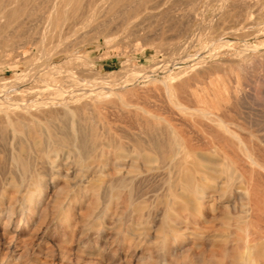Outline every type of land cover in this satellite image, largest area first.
Listing matches in <instances>:
<instances>
[{"label": "rangeland", "instance_id": "374dc122", "mask_svg": "<svg viewBox=\"0 0 264 264\" xmlns=\"http://www.w3.org/2000/svg\"><path fill=\"white\" fill-rule=\"evenodd\" d=\"M23 1L24 0H6L5 2L2 0L0 2V7L5 6V3H14L10 5H14V7L18 8L17 10L15 8L18 13V15L17 13L14 14V16L17 15L16 17L12 16L10 22L8 21V23L0 25V79L15 75L18 79L21 78V69L29 70V68L32 69L33 66V68L36 69L39 64V53L37 49H40L43 45L51 46L55 44L56 39L51 41L52 43L49 40L50 31L55 32V35L61 33L62 40H65V45L69 46V52H71L70 55H67L66 52L61 54V63L63 65L66 67L71 66L70 69L73 68V71H77L78 69L76 68L81 67L77 72H84V68H86L87 72H84L86 73L84 74V78L90 86L93 85V82L96 83V80L104 79L108 85L119 88L113 91V93L103 97L102 100L95 101V103L93 102L95 105L91 103L90 105H83L82 107L84 113L87 114L88 112L90 115L93 113L91 117L90 115L87 116L84 114L87 118L89 117L88 119H90L93 124L99 122L98 124L100 127L102 126L101 123L103 124V122H105L104 120L111 119L114 123L109 121L113 124L111 125L109 123V125L117 129L116 127L119 125L116 122L120 121V119L118 120L117 118V114L120 118L121 112H123L122 110L126 108L140 111L142 109L141 106H143L146 110L161 111L164 109V111H166L172 107L166 95L167 88L165 84L161 82V80L163 81L165 78L162 69L164 66H167L168 61L176 58L178 59L180 53L176 47L182 46V49L180 48L181 51L185 50L184 52L186 54H184L189 55V59L190 56L194 58L196 55L200 58L193 63V66H196L193 70L172 77L169 83H171L170 86L172 89L173 86L174 88L176 87L173 91L181 95L183 91L189 92V90H194L199 93L200 98H204V102H199L201 105H208L210 107H213V105L217 107L221 106L220 108L222 109L225 105L230 106L233 109V114L237 116L235 122L245 128V130H242L244 128H239L240 131L242 130L243 132H239L238 129L240 135L244 140L247 139L248 142L251 143H247V145L248 147L250 146L249 148L255 152L256 155L259 157L263 155L261 157H264V145H259L264 144V0H231L233 4L230 6V9L224 6L225 0H102V3L99 2L101 0H77V3L79 1L80 3L82 2L81 5L79 3L81 6L80 8H82L83 3V7L87 8V11L82 8L83 11L81 9L80 12V8L78 9L79 6L77 8L73 6L76 4V0H74V4L72 1L70 5L73 4L71 8H74L76 11L68 8V13H63L62 9L56 12L49 11L48 8L50 7L47 5L51 4L52 0H26L27 3ZM89 1H91L92 4L90 2L89 5H87ZM103 1L107 3V5H104L105 3H103ZM93 2H97L103 6L95 3L93 4ZM20 3H23L25 8L23 4H21L20 7ZM95 5L98 6L96 7ZM192 5L195 6V9L190 11V9L193 8ZM75 6H77V4ZM235 7L236 11H234ZM241 8L242 10H240ZM243 8L246 10H243ZM45 9L46 11L48 10V12H46ZM222 9H227L226 11L231 12H227V15H223L222 13L224 11ZM252 11L256 12L254 13ZM191 12L194 14L193 22L191 27L185 32L183 27H185L188 20L187 16L189 17ZM235 12L237 15L234 16V14H236ZM231 13L233 15H231ZM228 14H230V18ZM240 14L244 16L240 17ZM226 16L228 17L227 19ZM239 18H241L240 20L242 21L238 20ZM44 19L50 21L45 27L43 25ZM236 20L239 23L235 22ZM199 22H202L204 26L209 22L221 23L216 27H206V29L198 30L196 24ZM3 26L5 28H3ZM2 28L4 30L3 32L1 30ZM44 29L48 32L46 39L42 38V30ZM253 29L255 32H253ZM174 33H176V35ZM218 36L231 37L232 40L229 42H222L223 44L221 45V42L217 41L219 39ZM182 42L187 48L183 46ZM226 43L229 47L224 45ZM222 46H225L226 49ZM33 49L36 52L22 62H17L14 58L19 52L25 51L31 54V50ZM194 54L195 56H193ZM175 55L177 57H175ZM134 74H137V78L132 83L127 84V81L130 80V77ZM154 74L157 76V80H151L150 75L152 76ZM197 75L198 77H196ZM185 77H189L190 79H188L190 81L182 79H185ZM57 80L58 79L51 78L52 83H55ZM179 81L184 83L181 84ZM180 84L183 87H181ZM188 85L190 86L186 87ZM191 85L193 87L195 86L194 89H192L193 87ZM31 86L34 85L31 84ZM1 87L6 86L2 85ZM9 87L17 89L21 86L12 84V86H7L6 88ZM36 88L39 90L38 86H36ZM195 88H197V90ZM201 90H203V94ZM19 92L23 98H26L23 89ZM220 93L222 96L218 95ZM49 94V91H45L42 96H47ZM208 97L213 98L209 99ZM165 99L170 104L165 102ZM236 101H238L237 103H241L236 105ZM195 103L196 101H194L193 104L190 102L191 105H198V103ZM233 103H235V105H233ZM130 104L134 105L130 106ZM168 105L169 108H167ZM161 106L164 108H161ZM120 107L124 108L121 109ZM86 110L88 111L86 112ZM116 110L119 111V113L116 112ZM238 111L243 112L241 114L244 116L239 115L240 113ZM239 116H241V118ZM92 117H95V119ZM102 118L104 120H102ZM98 119L102 120L101 123ZM248 120L249 122H247ZM104 124L108 123L105 122ZM55 125L57 131H59L61 126L60 123L57 124L55 121ZM256 131L258 133H256ZM254 136L258 138L255 139ZM245 142L247 141L245 140ZM231 143L232 142H228V147L234 145L235 149H228L230 152L226 149L228 153H224L223 150L219 151V147L218 151L221 155L223 153L222 156L219 155V158H223V161H226V158L229 157L228 161L232 163L231 161L234 162L236 159L233 156H237L235 160L237 163H234L237 165H233L237 168H240L238 165L244 166L246 169L248 168L247 170L250 169L249 173L252 174L251 171L254 168L246 164L236 144L233 143L232 146H229ZM206 148L207 150L209 149V152L216 153L210 150V146ZM232 149H234V152ZM255 150H258V153ZM236 152L237 154L239 152V155H235L234 153ZM225 154L229 155L227 156ZM76 160L77 157L75 155L69 156L67 160L68 166L62 167L60 173L57 174L45 173L40 177L39 185L37 182L34 183L31 180V173H0V184L3 182V185H0V210H3V213L0 215V264H240V257L244 252V247L243 242L235 238L238 233L241 234L239 232V225L237 228L238 230L236 226L239 223L240 225L241 223L242 225L245 224V217H242V213L245 212L242 209H244L243 205L245 201H247L248 195L239 188L235 190L236 187L234 186H232L233 188L231 187L233 192L228 189V191L225 190L227 191L225 193L224 189L220 186L223 181L222 177L218 178L219 180L217 179L210 182L221 189L215 188L216 190H214V187H205L204 194L202 193L200 195L202 202L203 200L206 201L203 202L202 217L195 216V218L194 215L192 217L191 212L188 210H185V212H189L188 214L181 210L182 213H180V216L182 217H178L179 219L174 218L170 221L175 229L179 230L175 231V233L178 232L180 234L177 233L175 236V233L169 230L164 234L167 229V222L163 219L165 204L164 201L162 202V199L165 200L168 196L169 187L166 182L167 174L157 173L156 175V173H152L151 175V173H148L150 177L148 174L137 175L136 180V177L131 179V181H135L134 184L129 185V183H124L120 179L121 176L126 173H119L120 175H118L111 162L112 167H110V163L108 164L109 167L107 164L104 165L105 167L107 166L108 169L106 167L105 173H100L103 174V181L98 183V190L96 189L93 195L94 189L91 191V182L95 179L94 175L96 176V174L95 172L93 173V171L95 170L94 165L96 167L97 164L95 162H93V164L92 162L88 164L89 171L83 172V174H88L84 175L85 178L83 176L80 177L82 178L81 182L77 180L80 179L79 177L76 178L79 169L78 160ZM237 160L242 161L238 162ZM247 170L244 172L242 169H238L239 173L236 175L239 177L244 175L249 184L251 182L253 183L250 184V191L253 193L257 192V194H255L257 196L253 197L254 194L250 192L249 197L255 198L258 201L260 198L263 200V171H258V173L260 172L261 174H258L256 171L255 173L257 175L253 172L254 175L252 174V176L247 174ZM241 173L243 174L240 176ZM160 174L162 176L164 174V176L160 177ZM48 175L52 177L50 178ZM87 175L89 176L87 177ZM66 176L68 179H66ZM117 176H120L118 178L120 180L117 179L120 182L116 180ZM224 176L226 177L225 174H223V178H225ZM110 177H112V179ZM155 177L158 178L156 179ZM105 178L108 181H106ZM149 178H152V181L155 178L154 182L157 185L155 186L153 182V184H151ZM159 178H162V180L165 179V182L163 183L161 179V181H159ZM251 179L253 180L251 181ZM143 180L147 181H144L142 184ZM136 181H138L139 184ZM148 181L149 183H147ZM4 182H6V185H4ZM73 182H75L77 187ZM135 183L137 185H135ZM13 184H15V186ZM20 184H22V186H20ZM146 184L150 187L154 185V189L151 187L153 191L150 187L146 186ZM29 185L31 188H29ZM88 185L89 187L91 186V189ZM128 186L130 187L128 188ZM10 187H12V190ZM6 189L9 190V192ZM132 190L134 192L133 202H136L134 204L139 205L138 200H143L141 198L144 197L145 201H142L144 208L140 210L141 212L132 209ZM145 190H149L148 194ZM141 192H145V194ZM25 194H32L33 199L38 201V206L33 209L34 212H30L27 208L24 199L26 196ZM66 194L67 196H65ZM219 194L221 196H219ZM224 194L226 196H224ZM241 196L243 198H241ZM36 197L37 199H35ZM20 200L24 202V204L21 203ZM214 200L215 208L212 211L207 205L208 202H213ZM160 202L163 203V205ZM11 204H13L12 207ZM205 204L206 206H204ZM13 207L16 208L14 209ZM4 208L6 210H4ZM12 208L13 211H15L9 220L8 215L10 212L8 211ZM61 209L64 213L61 212ZM118 211L120 212L118 213ZM226 215L231 216V219H228ZM22 216L26 219L28 218L30 222L25 221V224H20ZM225 216L227 217L225 220L226 222L224 221ZM243 216H245V214H243ZM238 218L239 220L236 224V219ZM6 219L10 226H19L21 228H19L20 231L5 234L3 228ZM22 219V223H24V218ZM254 219L251 221L252 223L248 220V222H250V227L256 225V220ZM160 224L163 226L162 228L159 227ZM251 224H253V226H251ZM145 225L147 228L143 229L142 227ZM227 226L229 227L226 228ZM162 230L164 232H162ZM224 233H226L225 238L215 237L217 234ZM235 248L236 250L238 249V255L236 254ZM254 252V254H257L256 250H254ZM254 254L252 255V258L255 259L254 264H260L264 259L258 254L255 257ZM235 260H237V262H235Z\"/></svg>", "mask_w": 264, "mask_h": 264}, {"label": "bare ground", "instance_id": "6f19581e", "mask_svg": "<svg viewBox=\"0 0 264 264\" xmlns=\"http://www.w3.org/2000/svg\"><path fill=\"white\" fill-rule=\"evenodd\" d=\"M1 1L2 0H0V2ZM3 1L6 2V0H3ZM8 1H10V0H8ZM25 1L26 0H24L23 2H25ZM72 1L74 4V0H52V3L48 4L47 6L50 7V8H48L49 11L56 12L59 9H62L63 13H68L67 9L72 7L73 4L70 5V3ZM80 1H82V0H80ZM80 1L77 3V0H76L77 6H75L76 4L73 6L75 8H77L79 6L78 7V9H79L81 7L80 5L82 3V2L80 3ZM92 1H94V0H92ZM90 2L91 1H89L87 5H89ZM99 2L102 3V0ZM25 3H27V1ZM79 3H80V5H79ZM94 3L95 2H93V4ZM103 3H105V2L103 1ZM134 3H135V1H134ZM5 4H6L5 6L0 7V25L8 23V21L10 22V18H12V16H14V14L17 13L16 10L18 9V8L14 7V5L13 6L10 5V4H14V3H10V4L5 3ZM7 4H9V5H7ZM21 4H23V3L19 4L20 7H21ZM83 4H82V8H84ZM91 4H92V2H91ZM95 4H98V3L96 2ZM232 4L233 3L231 2V0H225L224 6L227 8L229 7V9H230V6ZM69 5H70V7H69ZM98 5H102V4H98ZM98 5H95V6L97 7ZM104 5H107V3H105ZM194 5H192L193 8L190 9V11H193L195 9ZM17 6H18V3H17ZM95 6H94V8H95ZM23 7L25 8L24 4H23ZM15 8H16V10H15ZM82 8H80L79 12L81 11ZM90 8H91V6H90ZM84 9H86V11H87V8H84ZM101 9H99V10H101ZM244 9L245 8H243V10ZM246 9H247V5H246ZM31 10H33V9H31ZM226 10L227 9L223 10L224 11L222 13L223 15H225V14L227 15L228 11H226ZM240 10H242V8ZM18 11H20V10H18ZM45 11H46V9H45ZM82 11H83V9H82ZM234 11H236V7H235ZM46 12H48V10ZM77 12H78V10H77ZM230 12H228V13H230ZM252 12H254V11H252ZM242 13H243V11H242ZM238 14H239V12H238ZM17 15H18V13H17ZM65 15H67V14H65ZM228 15L230 18V14H228ZM231 15H233V14L231 13ZM235 15H237V13L234 14V16ZM16 16H14V17H16ZM243 16L244 15L241 16V14H240V17H243ZM193 18H194V14H193V12H191L189 17L187 16L188 20L186 19L187 22L185 24V27H183L184 28L183 30L185 32L189 27H191V24L193 22ZM218 18H220V17H218ZM227 18L228 17L226 16V19ZM240 19L241 18H239L238 20H240ZM247 19H249V18H247ZM240 21H242V20H240ZM49 22L50 21L48 19H46L43 22L44 27L47 24H49ZM221 22H219V23H221ZM233 22H234V20H233ZM235 22H237V20ZM219 23L209 22L208 24L206 23L207 24L206 26H204V24L202 22H199L196 24V28L198 30H201L204 28L206 29V27H208V28L209 27H216ZM237 23H239V22H237ZM237 25H239V24H237ZM3 28H5V27L3 26ZM3 28L1 29L2 32L4 31ZM248 28H250V27H248ZM254 29H253V32H255ZM47 33L48 32L46 29L42 30V38L43 39L47 38ZM223 33H225V32H223ZM256 33H257V29H256ZM75 34H78V33H75ZM174 34L176 35V33H174ZM259 34L261 35L262 33H259ZM5 36H6V34H5ZM218 37H217V39H218ZM55 39H56V42L54 45H51V46L43 45L40 49H37V52L39 53V56H38L39 57V64H38V67L36 69L33 68L34 66L32 67V69L29 68V70L21 69V71H20L21 72L20 73L21 78H18V79L16 78V75L0 79V173H31V180L34 183L37 182V184H38V183H40L39 182L40 177L43 176L45 173H56V174L60 173V169L62 167L68 166L67 165L68 157L71 155H75L77 157V160H78V161L77 160L76 161L79 164L78 165L79 169L77 172L78 174H76V178L77 177L80 178L81 176L84 177L85 174H88V173L83 174V172L89 171L88 164L90 162H92V164H93V162H95L97 164L96 167L94 165L95 170L94 171L92 170L93 173L95 172V174H96V176L94 175V177H95L94 180L92 179L93 177L91 178L93 181L91 182L92 187L91 186L90 187L92 188L91 191H93V189H94L93 195L95 193V190L96 189L98 190V188H97L98 183L103 181V179H102L103 174H100V173H105L106 167L107 166L109 167L108 164L109 163L111 164V162L114 165V168L116 169V172L118 173V175H120L119 173H122V174L126 173L125 175L121 176L120 179L124 183H127V184L129 183V185L134 184L135 181L133 182V181H131V179H133V177H136L135 178V180H136L137 175L148 174V173H151V175H152V173H156V175H157V173H165V175L167 174L166 182H167L169 188H168L167 198L165 197L166 198L165 200L162 199V202L164 201V204H165L164 205L165 211L163 214L164 215L163 219H165V221L167 222L166 223L167 229L165 230L166 232H164L162 230V232H164V234H166L168 232L167 230L174 232V233H175V231H179V230L175 229V227L170 223V221L174 218H177V219L181 218L182 216H180L181 215L180 213H182V212H184V213L187 212L186 214L191 212L192 217H193V215H194V217L195 216H198V217L201 216L202 217V210H203V204H204L203 202H206V201L203 200V202H202L200 195L205 191L204 190L205 187H210V188L214 187V190H216L215 188L219 189L220 187H217V185H215L214 183H213L214 184L213 185L210 182L215 181L218 178L222 177L223 181H222V185L220 184V186L224 189L225 193L228 191V189L232 190V192H233L232 186H234V187H236L235 190H237V188H239L242 192H244L248 195V199H247V201H245V204L243 205L244 209L241 208L245 212V213H242V217H245V224L242 225V223H241L242 226L240 225V223L237 224V221L239 220V218L236 219V224H237L236 229L238 228V225H239V230H240L239 232L241 234H239L237 232L238 233L237 235H239V236L236 235L235 238L237 240L243 242V247H244V250L242 249L244 252L242 251L243 253L240 257V264H254L255 259L252 258V255L255 253L254 250L257 251L256 253L262 259H264V239H263V237H264V198H263V200H261V198H260V200H259L260 202H259L255 198L253 199L252 197H249L250 192L253 193L252 191H250V184L252 183L251 181L253 179H251V181H249V182H251L249 184L246 180V176L243 175L245 177L244 178L243 176L239 177L236 175L237 173H239L238 169H242L245 172L248 168L246 169L244 166L242 167L239 165H238V167H240V168H237L236 166H234V165H237V164H234V163H237V162H235V160L237 159V156L236 157L233 156L234 158H236L235 160L231 156V158L234 160V162L231 161L232 163H230V161H228L229 157L226 158V161H223V158H219V155H221V153L219 151L223 150L224 153H228L227 152L228 149L234 148L233 143L236 144L238 146V149L241 151V154L243 156V160L246 162V164L248 166L254 168L253 170H255V171H253L251 168L252 174H253V172L255 173L256 171H257V173H258V171H263V173H264V160H263L264 157H261L263 155H261L260 156L261 158H260L258 155L255 154V152H253L249 148L250 146L248 147L247 143H249V144H251V143L248 142L247 139H245L247 141V142H245V140L242 138V136L239 133L242 130H245V128L242 127L241 125H239V123L235 122L237 116L233 114V109L230 106H227L224 104L225 106L222 109V108H220L221 106L217 107V106H214L213 104H212L213 107H210L208 105H201V103L199 104V102H204L203 101L204 98L203 99L200 98L198 92H196L194 90L193 91L189 90V92L183 91V93L181 95H179L173 91V89H175L176 87L174 88V86H173V89H172L170 86L171 83H169V81L172 79L173 76L181 74V73H186V72L193 70V68L196 67V66H193V63H195L200 57L197 55L195 56V54H194L193 56H195V57L192 58L190 56V59H189V55H185L186 54L184 52L185 50L181 51V49H182L181 45H180L181 47H176V49L178 50L180 55L178 54L179 55L178 59L177 58L172 59V60L168 61L167 66H164V68L162 69V72L165 74V76H164L165 78L163 79V81L161 80V82H163L165 84V87L167 88V90H166L167 94L166 95H167L171 104L168 103V101L166 99H165L166 100L165 102L172 105V107L170 106L171 108L169 110H166V111H164V109L161 110V108L163 106H161V108H160L161 111L146 110L143 108V106H141L142 109L140 111H138L136 109H127L126 108L125 110H122L123 112H121L122 114H121L120 118L117 114V118H118V120L120 119V121L116 122L119 126L116 127L117 129H114L115 127L112 128L109 125V123L112 122L111 119L108 120L107 118H106L107 120H104L103 118H102V120H104L108 124H104L105 122H103V124H102L101 123L102 120H99V119L98 120L100 121L102 126L99 127V124H98L99 122H97L98 125L93 124V122H91V120L88 119L89 117L88 118L86 117V115L89 116L90 113L88 114V112H87L88 110H86L87 114L84 113V111H82V107H83V105H90L93 102L95 103V101L102 100L103 97L113 93V91H116L119 88L118 87H112V86L108 85L107 82L104 81V79H98V80L93 79V80H96V83L92 81L93 85L90 86L84 78V74H86L84 72L87 70L86 68H84V70H85L84 72L83 71L77 72L78 70H80L79 68H81V67H79V68L77 67L76 69H78V70L73 71L72 70L73 68L70 69L71 66L70 67L68 66L69 67L68 68L61 63V58H62L61 54L66 52L67 55H70L71 52H69V46L65 45L66 44L65 40H62L61 33L58 35H55V32L50 31L49 32L50 42L55 40ZM190 39H193V38H190ZM231 40H232L231 37L220 36L217 41L221 42V45H222L223 44L222 42H229ZM261 41H263V40H261ZM182 44H183V42H182ZM224 45H226V47L228 46L227 43ZM259 45H260V42H259ZM183 46L186 47V45H184V44H183ZM250 46H251V44H250ZM222 47L226 49L225 46H222ZM228 49H230V48H228ZM241 50H243V49H241ZM248 50H249V47H248ZM35 52L36 51L34 49L31 50V54L26 53L25 51L19 52L18 54H16V56L14 58L16 59L17 62H22V61L28 59ZM175 57H177V56L175 55ZM213 57H214V55H213ZM37 60H38V58H37ZM200 64H201V62H200ZM34 65H36V64H34ZM205 66H207V65H205ZM94 71H93V73H94ZM136 75L137 74L132 75L130 77V80L127 81V84L132 83L137 78ZM198 75L196 77H198ZM105 76H103V77H105ZM190 76L193 77L192 75H190ZM51 78L58 79V80L55 81V83H52ZM150 78H151V80H157V76L155 74L152 76L150 75ZM186 78L187 77H185V79L184 78H182V79L186 80V81H188L190 79L189 77H188L189 79L188 78L186 79ZM179 82H181V84L184 83L182 81H179ZM209 82H212V81H209ZM12 84H16V85L18 84L21 87L17 88V89H15L13 87L6 88L7 86H12ZM31 84L34 86H31ZM2 85L6 86V87H1ZM199 85H200V83H199ZM36 86L39 87V90L36 88ZM189 86L190 85H188L186 87H189ZM181 87H183V86L181 85ZM184 87H185V85H184ZM192 87H190V88H192ZM194 87L192 89H194ZM21 89L24 90L26 98H23L22 95L20 94L19 91ZM195 89L197 90V88H195ZM187 90H188V88H187ZM214 90L217 91L216 89H214ZM45 91H49L50 94L47 96H42V94L45 93ZM179 91H181V90H179ZM201 91L203 94L204 93L203 90H201ZM218 95H221V93ZM225 97H226V95H225ZM210 98H213V97H210ZM211 100H210V102H211ZM192 101L193 102L196 101V103H198V105H191V104H193ZM190 102H191V104H190ZM237 102L238 101H236V105L241 103V102L240 103H237ZM212 103H213V100H212ZM127 105H129V104H127ZM131 105L132 104H130V106ZM233 105H235V103H233ZM94 107H93V109H94ZM122 108H124V107H122ZM167 108H169V105ZM89 111H91V110H89ZM241 111H242V109H241ZM116 112L119 113V111H117V110H116ZM239 113H240L239 115L244 116L241 114L243 112H239ZM84 114H86V115H84ZM92 114L93 113H91V115ZM91 115H90V117H91ZM249 115H250V113H249ZM241 116H239V117L241 118ZM92 118L95 119V117H92ZM55 121L57 124L60 123V125H61L59 128L60 129L59 131H57V127H55V126H57V125H55ZM92 121H93V119H92ZM241 121H243V120H241ZM247 122H249V120ZM112 123H114V122H112ZM240 123H242V122H240ZM111 125H113V124H111ZM239 128L240 129L244 128V129H242L240 131ZM189 129H192V130H189ZM238 129H239V132H238ZM249 129H250V127H249ZM246 130H248V129H246ZM248 131H251V130H248ZM252 131H253V129H252ZM256 133H258V132L256 131ZM254 137H255V139L258 138L256 136H254ZM228 142H232L231 144H229V146L230 145L231 146L233 145V146L228 147ZM253 142H257V141H253ZM259 145L263 146L264 144H259ZM207 146H210V148H211L210 150L215 151L216 153L209 152V149L207 150V148H206ZM219 147H220V149H219ZM251 147H252V145H251ZM218 149H219V151H218ZM234 149H232V151ZM217 151H218V154H217ZM259 152H260V150H259ZM234 154L236 155L237 152ZM222 155H223V153H222ZM225 155H227V154H225ZM237 155H239V152ZM237 161L239 162L240 160H237ZM106 164H107V166L105 167L104 165H106ZM112 164L110 165V167H112ZM242 164H244V163H242ZM76 165H77V163H76ZM108 167H107V169H108ZM249 170H247L248 171L247 174L252 175L251 173H249ZM89 173H91V172H89ZM223 174L226 175V177L224 176L225 178H223ZM242 174L243 173H241L240 176ZM258 174H261V173L259 172ZM89 175H91V174H89ZM89 175H87V177ZM153 175H155V174H153ZM91 176H93V175H91ZM159 176L161 177L162 175L160 174ZM163 176H164V174H163ZM49 177L51 178L52 176H49ZM119 177L117 176L116 180ZM149 177H150V175H149ZM110 178L112 179V177H110ZM152 178L151 179L149 178L151 180L150 183L151 184L154 183L156 186L157 184L154 182L156 177L154 178L153 181H152ZM66 179H68L67 176H66ZM73 179H74V177H73ZM120 179H118V180H120ZM160 179L162 180V178H159L158 180L161 181ZM21 180H22V177H21ZM77 180L81 181L82 178L77 179ZM163 180H162V182L164 183L165 179H163ZM106 181H108V180L106 179ZM144 181H147V180H143L142 184L144 183ZM159 181H156V182H159ZM118 182H120V181H118ZM136 182H138V181H136ZM73 183L75 185V182H73ZM77 183H79V182L77 181ZM147 183H149V181ZM41 184H40V186H41ZM43 184H44V182H43ZM138 184H139V182H138ZM4 185H6V182H4ZM13 185L15 186V184H13ZM79 185H80V183H79ZM89 185H88V187H89ZM135 185H137V184L135 183ZM18 186H19V184H18ZM20 186H22V184H20ZM138 186H136V187H138ZM140 186H142V185H140ZM146 186L150 187L148 184H146ZM158 186H159V184H158ZM86 187H87V185H86ZM125 187H127V186H125ZM129 187L130 186H128V188ZM151 187L154 189V185H152ZM151 187H150V189H151ZM10 188L12 190V187H10ZM29 188H31V186ZM32 188H34V187H32ZM255 188H257V187H255ZM1 189H2V186H1ZM34 189H36V188H34ZM39 189H42V188H39ZM153 189H151V190L153 191ZM139 190H141V189H139ZM225 190H227V191H225ZM259 190H260V188H259ZM7 191L9 192V190H7ZM145 191L148 194L149 190L148 191L145 190ZM39 192H40V190H39ZM4 193H7V192H4ZM17 193H18V191H17ZM133 193L134 192L132 190V194H131L132 209L134 211L141 212L140 210H142V208H144L143 207L144 205L142 203V201L144 200V197L141 198L143 200H138L139 205L138 204L136 205V204H134L136 202H133L134 201L133 200L134 199ZM143 193L145 194V192H143ZM217 193H219V192H217ZM221 193H223V192H221ZM237 193H238V191H237ZM96 194H97V192H96ZM220 194H219V196H221ZM253 194H254L253 197L257 196V195H255V194H257V192H255ZM39 195H41V194H39ZM214 195H216V194H214ZM10 196H13V195H10ZM65 196H67V194ZM128 196H129V194H128ZM146 196H148V195H146ZM211 196H213V195H211ZM224 196H226V195L224 194ZM37 197L35 199H37ZM202 197H203V195H202ZM235 197H236V195H235ZM244 197H245V195H244ZM241 198H243V197L241 196ZM24 199L26 201L27 208L30 210V212H34L33 209L38 206L37 205L38 201L33 199L32 194H27ZM215 200L213 202H208V205H207L210 208V210H212V211L215 208ZM70 201H71V199H70ZM140 201L142 204L140 203ZM240 201H241V199H240ZM21 203L24 204V202H22V201H21ZM93 204H94V202H93ZM161 204L163 205V203H161ZM206 204L204 206H206ZM12 206H13V204H11V207ZM60 206H59V208H60ZM5 208H4V210L7 209V208L6 209ZM13 208L15 209L16 207H13ZM13 208L10 209V211H8V212H10L8 215L9 220L11 218V215L15 211V210L13 211ZM8 210H9V205H8ZM181 210H183V211L181 212ZM185 210H188L189 212L188 211L185 212ZM61 212H63L62 209H61ZM119 212L120 211H118V213ZM2 213H3V210H0V215ZM243 214H245V216H243ZM226 216H225V218L223 217L224 221L227 219V217H228V219H231L230 218L231 216H227V217ZM22 218H24V223H22V220H23ZM22 218L20 219V224H25V221L30 222V220L28 218L26 219L23 216H22ZM250 218H252V219H250ZM253 219L256 220V225L253 226V224H251V226H253V227H250L249 223ZM248 220H250V222H248ZM5 222L6 223H5L4 228H3L5 234L6 233L7 234L12 233L14 231H17V232L20 231L21 228L19 226L18 227L10 226L7 219ZM179 223H180V220H179ZM26 225H23V226H26ZM159 227L162 228L163 226H161V224H160ZM228 227L229 226H227L226 228H228ZM138 228H140V227H138ZM142 228L144 229L147 227L145 225ZM160 229H158V230H160ZM137 230H135V231H137ZM17 232H15V233H17ZM174 233H173V236H174ZM177 233H175V236ZM178 234H180V233H178ZM230 235H231V233H230ZM215 237L225 238L226 233L217 234V235H215ZM236 248H235V251L237 254L238 249L236 250ZM257 254H254L255 257ZM235 262H237V260H235ZM260 264H264V260H262V262Z\"/></svg>", "mask_w": 264, "mask_h": 264}]
</instances>
